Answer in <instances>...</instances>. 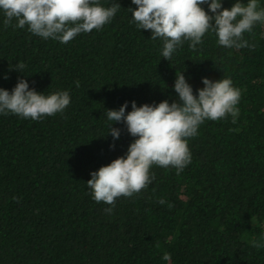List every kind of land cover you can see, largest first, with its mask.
<instances>
[{
    "label": "trees",
    "instance_id": "obj_1",
    "mask_svg": "<svg viewBox=\"0 0 264 264\" xmlns=\"http://www.w3.org/2000/svg\"><path fill=\"white\" fill-rule=\"evenodd\" d=\"M118 3L110 23L68 43L0 23V87L23 78L38 92L71 97L62 114L40 120L0 115V264H264V246L250 243L264 245V23L243 34L251 48L220 46L209 31L168 61L162 39L131 21V0ZM17 62L23 73L10 70ZM183 71L194 93L202 77L231 78L241 91L237 117L206 120L188 139L192 159L182 172L153 165L152 183L106 213L109 205L91 197L90 172L134 138L121 122L113 141L105 109L171 103Z\"/></svg>",
    "mask_w": 264,
    "mask_h": 264
},
{
    "label": "clouds",
    "instance_id": "obj_2",
    "mask_svg": "<svg viewBox=\"0 0 264 264\" xmlns=\"http://www.w3.org/2000/svg\"><path fill=\"white\" fill-rule=\"evenodd\" d=\"M131 4L135 5L128 8L131 21L139 30H150L151 39H162L160 55L168 61L184 41L196 48L209 31L215 32L220 46L251 48L243 34L251 32L257 23H264V7L259 6V0H234L230 8L222 7L223 0H131ZM202 5H207V11ZM120 8L118 0H111L108 6L101 0H0L4 17L0 23L21 29L27 25L30 33L42 39L68 43L82 32L99 30L110 23ZM24 68L23 63L17 62L10 70L23 73ZM188 79L184 71L176 74L172 88L178 99L171 103L165 99L137 106L132 100L119 108L105 109L107 134L113 141L121 134L114 123L122 122L134 138L124 155L90 172L86 184L91 197L97 203L109 205L104 209L106 213H112L116 198L132 197L152 183L153 165L174 168L177 174L182 172L192 159L188 139L198 134L199 126L206 120L237 117L241 91L231 78L202 77L203 87L195 93ZM70 101L67 90L45 94L30 87L23 78L10 91L0 87V115L40 120L62 114ZM129 103L131 110L126 112ZM159 202L165 203L163 199ZM250 243L254 248L264 246L256 240ZM161 259L169 261L170 253L164 252Z\"/></svg>",
    "mask_w": 264,
    "mask_h": 264
}]
</instances>
